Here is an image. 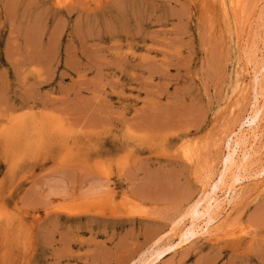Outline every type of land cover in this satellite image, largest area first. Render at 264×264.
Listing matches in <instances>:
<instances>
[{"label": "rangeland", "instance_id": "obj_1", "mask_svg": "<svg viewBox=\"0 0 264 264\" xmlns=\"http://www.w3.org/2000/svg\"><path fill=\"white\" fill-rule=\"evenodd\" d=\"M235 1L0 0V264H264V109L180 241L264 103V0Z\"/></svg>", "mask_w": 264, "mask_h": 264}, {"label": "bare ground", "instance_id": "obj_2", "mask_svg": "<svg viewBox=\"0 0 264 264\" xmlns=\"http://www.w3.org/2000/svg\"><path fill=\"white\" fill-rule=\"evenodd\" d=\"M238 1H240V0H238ZM238 1L236 0L235 2H238ZM240 2H242V1H240ZM233 3H234V0H233ZM236 24H237V22H236ZM262 63H263V61H262ZM261 67L262 68L259 69V70H263L264 71V65H262ZM254 75H255V73H254ZM263 75H264V73H263ZM255 76L257 78V75H255ZM259 77H261V76L259 75ZM257 80H258V78H257ZM255 82H256V80H255ZM262 82H263V80H262ZM255 84L253 85L254 87L257 86V85L255 86ZM262 84H264V82ZM259 85H260V83H259ZM254 87H253V89L255 91V88ZM257 87H259V86H257ZM256 89H258V88H256ZM258 91L259 90H257V92ZM261 91H264V90H261ZM262 93L260 92V94L259 93L256 94V91H255V93H254V94H256L255 95L256 96L255 99L258 100L257 99V97H258L257 95L258 94L262 97V95L264 94V93L263 94ZM258 101L256 103H258ZM254 105H257V104H254ZM258 105L260 106L259 103H258ZM263 105H264V103L262 104V106ZM262 106H260V107H257L256 106L255 107L256 109L254 110L253 115H250L248 121L243 123V127L245 128L244 134L242 136L241 135L240 136L237 135L233 141H230L228 143V146H227L228 154H226L225 157H224V159H223V168H222V171L219 174L216 182H214L213 184H211L210 190L209 191H206L207 194L204 197L202 203L201 202L200 203H196V205L192 208V210L189 212V214H188V212H186V216H187V214L190 215V218H189L190 220H189V224L186 225L184 227V229L182 230V233H180L181 234L180 235V241L181 242H187V241L189 242V240H191L192 238H194L197 234L198 235L199 234L203 235L205 233L207 234L208 232H210L209 229H210L211 225H213L214 222L217 219V211H219L223 207L224 202L228 203V201H224V200H229V202L231 200H233L234 199L233 198V194L235 192V187H236L235 185H236V183L238 184L240 181H242L243 179H245L246 177H248V174L246 176L244 175V172L246 171V169H245L246 167H244V165H243V163L246 160L248 161V158L250 156L249 150H250L251 147L250 146H248V147L246 146V142L248 144L250 143L247 140V138H248L247 136L253 137V139H252L253 142L256 140L255 138L258 137L255 134L254 131H255L256 128L259 129L258 126H259V124L261 122V120H259V119H261V114H262L261 113V110L264 109ZM254 136H257V137H254ZM249 139H250V137H249ZM236 156H237V158H238V156H240L241 159L238 158V159H240V165L235 168L236 170L234 172V171L231 170V168H232V166H234ZM241 161L243 162L242 164H241ZM247 161H246V163H247ZM249 161H251V160L249 159ZM248 166L250 167L251 164L248 165ZM249 167H247L248 170H249ZM259 170L260 171L258 173L256 172L258 176H260V175H262L264 173V169H259ZM228 171L229 172H231V171L234 172V173H232V172L230 173L232 175V177H231L232 180L230 182H233V183L230 184V185L226 184L227 186H225L224 185L225 184V180H226L225 179V175H227V174L229 175V172ZM249 178H250V176H249ZM220 193H222V197L223 198L219 195ZM226 206H227V204L224 205V207H226ZM187 217H189V216H187ZM181 222H182V220H181ZM161 246L162 247H160V246L159 247H156L157 249H154V252L152 251L153 253L150 252V253H152V254H149L151 257H149V256L148 257L150 258V260L151 259L153 260V261L151 260V262H155L156 260L160 259L165 254L166 251H168L169 249L172 248L170 245L168 247H166V244H165V246L164 245H161ZM142 260H144V259H142ZM147 260H148V258H147ZM140 264H150V262L144 261V262H141Z\"/></svg>", "mask_w": 264, "mask_h": 264}]
</instances>
